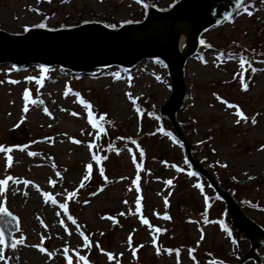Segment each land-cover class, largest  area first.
<instances>
[{"label": "rangeland", "instance_id": "374dc122", "mask_svg": "<svg viewBox=\"0 0 264 264\" xmlns=\"http://www.w3.org/2000/svg\"><path fill=\"white\" fill-rule=\"evenodd\" d=\"M173 2L0 0V29L21 34L25 28L41 23L57 26L94 21L116 26L142 20L149 5L156 3L159 8L167 9ZM244 8L202 33L208 44L200 46L187 68V98L179 117L186 121L192 143L204 139L198 143L197 159L218 168V173L212 175L220 183L224 178V183L233 186L239 194H234L237 201L264 227V149L261 148L264 145V0H251L250 6H246L252 15ZM241 56L250 58L251 66L258 69L256 73L245 72L246 89L242 88L238 75ZM46 69L38 84L40 68L0 67V145L28 146L25 150L13 149L10 167H6V158L0 153V179L11 175L21 181L9 182L5 193L0 194L5 206L18 219L19 230L14 237H24V243L16 248L3 247L6 264L24 261L23 254L28 250L47 260L59 255L61 260L52 263L67 264L63 255L65 246L84 255L89 264H116V261L119 264H211L210 259L220 255L226 257L224 264H230L238 250L243 258L246 256L249 240L243 233L238 235L236 229L233 233L222 229L223 225L215 219L226 218L223 215L226 204L212 184L207 179L203 181L185 163L184 142L170 132H160L162 121L158 116L150 119L136 111L140 101L143 107L148 105V110L156 106L161 109L171 95L168 67L160 58L137 63V68L121 66L76 75L71 69ZM66 88L71 89L67 94ZM24 89L29 90L31 100L37 101L35 104L29 101L27 112L23 111ZM77 93L79 98L91 103L97 116L106 114L108 127H104L105 134L99 139L95 136L97 130L87 123V113L79 104ZM126 93L136 99L135 106ZM216 96L237 105L247 120L235 123V109L228 108ZM45 108L51 115L44 112ZM72 112L78 115L73 116ZM162 117L173 125L169 116L162 114ZM252 118L257 121L255 125ZM48 137L51 139H45ZM73 139L81 143H73ZM134 139L142 142L143 160L135 157L136 148L131 143ZM92 141L95 146L89 149ZM28 151L38 155L28 156ZM93 154L106 159L96 165L91 160ZM133 157L141 165L139 193L131 184L138 174ZM89 163L94 166L91 178L81 187L85 165ZM100 167L104 168L103 177L99 174ZM189 171L195 175H189ZM50 179L55 183L49 184ZM24 180L31 184L25 185ZM168 180L172 183L166 184ZM197 184L202 187L197 188ZM12 186L17 187L15 194L9 191ZM44 191L57 200L56 205L44 200ZM68 192H74V197H68ZM137 195L141 197L140 213L135 212ZM208 197L212 206L206 211ZM63 202H67L78 220L79 230L65 215H57L63 212L59 208ZM46 205L52 206L53 211L45 209ZM164 213L169 219L163 218ZM140 216L146 217L152 227L142 224ZM108 217H114L116 222ZM60 221H64L63 225ZM157 224L163 232H154ZM80 232L89 237L91 247H81ZM38 244L52 255L49 257L47 252L41 253L33 247ZM137 245L141 247L136 248ZM157 247L162 249L160 253L156 252ZM132 248H136L135 256ZM164 249L174 251L169 253ZM189 249L194 250L191 256ZM254 251L255 258L243 262L237 259L235 264H264V246L259 245ZM108 252L113 254V260H108ZM69 254L75 264V252Z\"/></svg>", "mask_w": 264, "mask_h": 264}, {"label": "water", "instance_id": "95a60500", "mask_svg": "<svg viewBox=\"0 0 264 264\" xmlns=\"http://www.w3.org/2000/svg\"><path fill=\"white\" fill-rule=\"evenodd\" d=\"M238 6L237 0H180L168 10L150 7L143 21L124 24L119 28L88 22L72 28L66 27L78 24L45 26L57 30L31 27L22 34L0 29V67L40 68L43 64L39 63L44 62L50 64L43 65L46 68L76 69V75L120 67L116 64L137 68V63L153 59L145 57L159 56L167 62L172 79V95L162 107V112L170 116L183 136L176 122V113L186 95L185 64L190 59L187 70L199 46L201 32L218 25V21L230 16ZM236 15L237 11L220 23ZM181 33H184L186 40ZM179 115L180 111L177 120L181 122ZM188 141L192 144L189 138ZM188 155L201 172L210 177L218 193L226 200L235 226L251 241L248 256H254L253 249L264 243V229L244 212L230 193L218 186L199 161L197 163L192 159L189 147ZM212 176L220 182L216 175ZM18 229V219L15 223H9L7 217L0 219V230L5 235V250L10 248L13 234Z\"/></svg>", "mask_w": 264, "mask_h": 264}, {"label": "snow or ice", "instance_id": "6c2138e0", "mask_svg": "<svg viewBox=\"0 0 264 264\" xmlns=\"http://www.w3.org/2000/svg\"><path fill=\"white\" fill-rule=\"evenodd\" d=\"M237 4L239 6H241V7H244V5L242 3V0H237ZM244 10L248 12V15H252L251 11H248V9L246 7L244 8ZM218 23H219V21H218ZM37 26L41 27V28L45 27V25L43 23H41V24H39ZM109 27H115V25H109ZM25 30H27V28H25ZM200 43L203 45V44H205V41L201 40ZM238 63H239V73H238V75H239V78H240L241 86H242V88L246 89L248 87V85H247V83L245 82V79H244L245 72L250 70L252 73H256L258 71V69L255 68V67H252L250 62L248 61V59L243 57V56L239 57ZM46 71H47L46 67L41 65L40 66V79L36 80V82L38 84L42 82L44 74H45ZM233 78L235 79L236 75H234ZM26 79L33 80L35 78L34 77H27ZM248 79L250 80L251 77L249 76ZM11 82L12 83H16V81H11ZM70 91H71V89L66 88L65 89V94H67ZM126 95H127L128 99L131 100L133 105L135 106L136 105V99L129 93H126ZM76 96L79 98V93H77ZM216 99L220 100L228 108L235 109V116L237 117V119L234 121L235 123L239 124L242 120H247V117L245 116V114L240 110V108L237 105L230 104V103H228L227 100H224V99H222L219 96H216ZM23 100L25 102V106L23 108L24 112L28 111V103H29V101L31 103H33V104L37 103L36 100H31L30 93H29L28 89H24ZM78 102H79V104H81L83 106L84 110H86L87 123L90 124L93 129L97 130L96 133H95V136H96V139H99V137L101 135L105 134L104 122H105L106 114L105 113H101V114H99V116H97V114L93 110V107H92L91 103H89L88 101H86L83 98H79ZM136 111L139 112L140 109L138 107H136ZM44 112L48 113V109L45 108ZM48 114L51 115V113H48ZM71 115L77 116L78 113L72 112ZM256 122L257 121H256L255 118L251 119V123L253 125H255ZM15 126L16 125H14V127ZM45 139L50 140L51 138L48 137V138H45ZM72 142L76 143V144L81 143L79 140H75V139H73ZM32 143H35V141H33ZM131 143L133 145H136L137 148H139V145L136 144L135 140H131ZM94 146H95V141H92V142H90L88 144V148L89 149H92ZM27 147L28 146L26 144L25 145H11V146L0 145V153L4 154V156L6 158V167H10L12 165V163H13V156L10 154V153L13 152V149L25 150V149H27ZM108 147L111 148V145H109ZM261 148L264 149V145H261ZM129 151H131V149H129ZM27 155L28 156H36V155H38V153L32 152V151H28ZM143 155H144V153H143V150L141 149L140 150L141 158L143 157ZM104 159H106V157L98 155V154H93L91 156V160L94 161L96 165H100L101 161L104 160ZM133 163L136 164V158L135 157H133ZM185 163H187V161H185ZM224 166H226V165H224ZM93 167L94 166H93L92 163H89V164L85 165V173H84V176H83V180L81 181V184H80L81 187H83L84 181L89 180L91 178V172L93 171ZM140 167H141L140 164H136V169H137V173L138 174L135 177V179H133L131 181V184L136 186L135 187V191L137 193L140 192V187H139V184H138V181L140 180V176H139ZM99 174L102 177L104 176V168L103 167L99 168ZM188 174L189 175H195V173H193L191 171H189ZM56 175L60 176V173L57 172ZM121 179H126V178L125 177H121ZM9 182H14L16 184L21 183V181L19 179H16L15 177H13L11 175H5L2 179H0V194H4L5 193L6 188L9 185ZM23 183L25 185H29V184H31V181L24 180ZM48 183L49 184H53V183H55V181L50 179L48 181ZM165 183L166 184H171L172 181L168 180ZM196 187L197 188H201L202 186L200 184H197ZM98 191H99V189H98ZM95 194L96 193H92V195H95ZM66 195L68 197H74L75 193L74 192H68ZM42 196H43L45 201H50L51 204H53V205L57 204V200L49 192H47V191L42 192ZM85 203H87V201H85ZM124 203H127V201H125ZM164 203H165V206H167V204H168L167 197L164 198ZM141 207H142V205H141V197L139 195H137L136 198H135V212L136 213H140L141 212ZM59 208L62 209L63 212L62 213H57V215H65L67 217V219L69 221H71V223L73 225H77V221L71 215H68L69 209H68L67 202L60 203L59 204ZM121 215H123V213H121ZM4 217L8 218V222L9 223L17 222V217H15L9 211V209L5 206L4 200L0 199V219H3ZM163 218L166 219V220L169 219V216L167 215V213H164ZM108 219L112 220L113 223L116 222L114 217H108ZM140 222L142 224H144V225H148L149 227H152L149 224L148 219L146 217H144V216H140ZM60 223L63 225L64 221H60ZM41 224H43V221H41ZM77 230H79V226L78 225H77ZM65 231H67L66 228H65ZM163 231H164V229H161L159 227L154 228V232H156V233H161ZM80 235L83 237V244L81 245V247H84V248L91 247V244L89 242V237L87 235H85L83 232H80ZM201 238H203V237H201ZM40 240L43 241L44 237L41 236ZM128 242H129V246H131V235L129 236V241ZM23 243H24V237L21 235L18 239H13L12 240L10 247L16 248L17 245L23 244ZM152 244L153 245L156 244L155 237H153V239H152ZM4 245H5V235H4L3 231L0 230V261H5V264H6V258H5V255L3 253V246ZM33 247L38 248L39 252H41V253L47 252L49 257L52 255V253L48 252V250L45 247H43L42 244L33 245ZM97 247H99V246L97 245ZM138 247H141V245H137L136 246V248H138ZM136 248H132V255L133 256L136 255ZM101 251H103V250L101 249ZM161 251H162V249H160L158 247L156 248V252L157 253H160ZM163 251H167V252L171 253L174 250H172V249H164ZM175 251H176V253L178 255L179 250L177 249ZM193 251H194L193 249H189L188 254L191 256ZM70 252H75V264H89L88 259L84 255H80L78 251H76L74 249H69L67 246H65L63 255H64V257H65V259L67 261V264H74V259H73V256L69 254ZM106 255H107L108 260H113V254L111 252L106 253ZM116 264H119V261H116ZM214 264H222V262L221 261H215Z\"/></svg>", "mask_w": 264, "mask_h": 264}, {"label": "trees", "instance_id": "16d2710c", "mask_svg": "<svg viewBox=\"0 0 264 264\" xmlns=\"http://www.w3.org/2000/svg\"><path fill=\"white\" fill-rule=\"evenodd\" d=\"M248 1H249V3H251V0H248ZM153 110H154L156 113H159V111H158V107H157V106H156L155 109L153 108ZM163 121H164L165 126H166L167 128H169V129L172 130V126L170 125L169 120L165 118V119H163ZM182 127H183V130H184L186 136L190 139V137H189L190 132H189V130H188L187 123H186L185 120L182 121ZM191 132H193V130H191ZM121 137H122V136H121ZM206 137H207V140H209V136H206ZM203 140H204V139H203ZM203 140H202V142H204ZM137 142L139 143V145H142V142H141L140 140H138ZM195 143H196V144H195ZM202 144H203V143H202ZM204 144H206V142H205ZM198 146H200V144H197V142H194V143L191 144L192 151H193V154H194V155L198 153ZM142 147H143V145H142ZM208 168H209V170H210V172H211L212 174H214L215 172L218 173V172H217L218 168H217L214 164H209V167H208ZM222 176H223V175H222ZM230 180H231L233 183H235V182L233 181V179H230ZM230 180H229V181H230ZM225 181H226V180H224V178H223L222 181H221L222 186H224V187L226 188V190L232 192V193L235 194L236 196L239 195V194H237L236 190L233 189V186H228V184L224 183ZM235 184H236V183H235ZM242 202H243V201H242ZM210 206H212V203H211ZM243 206H244L245 209H247V207H246L245 205H243ZM208 210H209V209H207L206 211H208ZM223 215L226 216V218L223 217V219H222V221L224 222V224L227 225V226L230 227V228H233L232 222H231L230 218L228 217L226 211L223 212ZM219 252H220V254H223V253H224V251H223L222 249H220ZM210 258H212V257H210ZM237 259H239V258L236 257L235 261H234V262L232 261V264H235V262H236ZM225 260H226V257H224L223 255H220L219 257H216V258H212V259H210L209 262H210L211 264H214L215 261H221L222 264H224Z\"/></svg>", "mask_w": 264, "mask_h": 264}, {"label": "bare ground", "instance_id": "6f19581e", "mask_svg": "<svg viewBox=\"0 0 264 264\" xmlns=\"http://www.w3.org/2000/svg\"><path fill=\"white\" fill-rule=\"evenodd\" d=\"M16 190H17V187H15V186L9 187V191L12 194H15V191ZM21 194H23V193L21 192ZM45 209H50L51 211H53L52 210V206H49V205H46ZM56 213H55V215H56ZM47 217H50V216H47ZM50 219L51 220L54 219V217H52V214H51ZM23 258H25L24 261H22L21 259H19V260H17V263L18 264H23V263H26V264H53L52 261H58L59 262L61 260V257L59 255H55L53 257V259L47 260L44 256L38 255L37 253L32 252L31 250H28L26 253H24L23 254Z\"/></svg>", "mask_w": 264, "mask_h": 264}]
</instances>
